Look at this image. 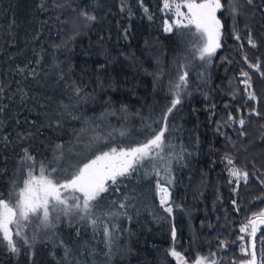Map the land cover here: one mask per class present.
<instances>
[{"label":"trees","instance_id":"1","mask_svg":"<svg viewBox=\"0 0 264 264\" xmlns=\"http://www.w3.org/2000/svg\"><path fill=\"white\" fill-rule=\"evenodd\" d=\"M221 2L222 42L211 62L197 57L191 28L165 31L171 16L163 0H0V198L14 204L16 183L23 186L29 170L38 176L43 166L61 180L101 152L135 147L161 128L172 149L162 159L153 150L109 182L91 218L60 219L21 264H176L171 249L189 262L247 258L240 229L264 210V0ZM249 29L256 48L247 43ZM257 62L259 71L249 67ZM241 71L256 100L248 99ZM184 72L187 84L169 113ZM87 134L94 150H78L66 163L63 147ZM226 155L248 172L247 182L229 176ZM158 183L172 190L171 213L157 198ZM255 243L258 259L264 225ZM0 264H20L6 243Z\"/></svg>","mask_w":264,"mask_h":264},{"label":"snow or ice","instance_id":"2","mask_svg":"<svg viewBox=\"0 0 264 264\" xmlns=\"http://www.w3.org/2000/svg\"><path fill=\"white\" fill-rule=\"evenodd\" d=\"M247 3L251 4L252 0H247ZM172 7L175 8V15L177 16L175 24L178 28L194 26L200 34L202 46L198 49L199 58L201 60L210 58L221 47L220 41L223 25L217 16V12L223 9L225 5L221 0H199V2L197 0H186L183 4L175 3L174 5L169 3V0H165L164 8L169 9ZM181 8H186L187 12H182ZM230 10L233 19H235V16L239 12V8L235 2L231 3ZM84 15L87 20L95 19L94 16ZM185 19L187 20V24L184 23ZM172 29L173 25L166 21L165 31H172ZM235 38L237 40L240 39L238 33ZM247 43L253 48L257 47L250 29ZM244 59L247 61V56ZM249 67L259 71L260 63H249ZM260 75L264 77V72H261ZM241 76L243 79L240 83L243 84L248 99L256 100V93L252 90L249 73L241 71ZM186 84L187 72H184L179 76L178 83L175 84L177 94L176 98L172 101L171 107L167 109L169 113L180 103L179 90ZM251 113L256 116L261 115L255 108L251 110ZM166 118L165 116L164 119L166 120ZM229 120L232 121L235 118L229 115ZM237 122L241 126L240 134L245 135L246 133L242 130L246 123L245 119L241 117ZM165 131L166 127L161 128L158 133L153 134L151 139L135 147L126 149L111 148L109 151L101 152L94 159L77 168L76 171L67 173L62 182L59 179L53 178L51 174H46L43 166H41L38 176L33 175L32 171L29 170L27 178L23 181V187L16 193L17 199L14 206L0 198V243H6L8 250L15 254H18L20 249L17 247L14 237H20L25 245L31 247L24 229L27 228L28 222L32 217H36L45 227L53 226L50 215L52 212L57 214L55 216L56 220H59L61 215L67 217L74 214H81V219L90 218L94 204L98 203L103 193L108 192L109 182L112 185L117 184L118 177L129 175L134 170L135 165L149 157L153 150L158 151L162 149ZM56 147L61 148L62 146L57 145ZM23 151L28 160L34 159L27 149ZM225 160L230 166L228 168L229 176L235 178L237 184L241 180L248 181L249 174L247 171L235 167L232 158L227 155L225 156ZM57 171L55 168L52 169L53 173ZM261 183H264V181H261ZM157 189L160 194L161 206L164 207L166 212L171 213L172 207L168 204V189L159 183L157 184ZM69 200L72 201L71 204ZM232 203L235 205L236 201L234 200ZM120 207L123 208L124 205L121 204ZM95 222V220L92 221V223ZM258 225H264V210L258 214L254 213L253 218L240 229L242 233L248 232L249 228L251 229L249 233L251 238L250 246L241 248V252L247 257V259L241 261V264H264V251L261 253L259 262L256 256L255 236ZM104 234L105 236L110 235L107 228H105ZM174 236L175 231L173 230ZM239 239L243 241L245 237L242 235ZM171 255L176 257L180 264H187V261L175 249L171 250ZM195 264H216V261H209L207 257H199L195 261Z\"/></svg>","mask_w":264,"mask_h":264},{"label":"rangeland","instance_id":"3","mask_svg":"<svg viewBox=\"0 0 264 264\" xmlns=\"http://www.w3.org/2000/svg\"><path fill=\"white\" fill-rule=\"evenodd\" d=\"M164 2H165V0H163V6H164ZM186 2V0H169V3H171V4H175V3H181V4H183V3H185ZM197 2H199V0H197ZM41 4V3H40ZM166 11H167V13H170V20H167L166 19V21L168 22V23H171L172 25H173V27H177L176 26V24H175V21H176V19H177V16L175 15V8L174 7H172V8H169V9H166ZM181 11L182 12H187V9L186 8H181ZM218 13V12H217ZM217 16H218V14H217ZM219 18V17H218ZM220 19V18H219ZM184 23L185 24H187V20L185 19L184 20ZM30 25V24H29ZM178 28V27H177ZM189 28H191L193 31H195L196 32V35L198 36V38H199V43H198V45H197V57L199 58V51H198V49L202 46V39H201V36H200V34L196 31V29H195V27L194 26H190ZM190 29V30H191ZM223 33V32H222ZM183 35H184V33H182ZM222 42V35H221V41H220V43ZM221 48V47H220ZM220 48H218L217 50H216V52L210 57V58H206V59H204V60H206V61H211L212 62V60L214 59V57H215V55H216V53L219 51V49ZM200 59V58H199ZM205 61V62H206ZM58 85V84H57ZM67 88V87H66ZM56 97V96H55ZM51 112H57V109H56V105H53L52 106V108H51V110H50ZM1 121V120H0ZM91 125V124H90ZM1 123H0V132H1ZM88 129H89V127H88ZM0 135H1V133H0ZM79 138L81 139V140H79ZM77 137L75 140H73V145L72 144H69V145H67V146H64L63 147V151H61V155L64 157V161H66V163H71L70 161L73 159L74 160V158H75V156H77V154H76V152L78 151V150H80L81 152L79 153V154H81V156H85V154L86 153H91L93 150H94V143H93V138H92V136L91 135H89V134H87V136H84V137ZM89 143V146L87 147V144ZM95 144H97V140L95 141ZM168 144H166V143H164L163 144V146H162V149L161 150H156L155 151V154H156V156H157V158L158 159H162V157L164 156V155H166L168 152H170V151H172V149H171V147H170V145L168 146ZM65 148H67L66 150H65ZM83 149V150H82ZM109 151V150H108ZM105 152V151H104ZM60 157V156H59ZM157 158H155L157 161H158V159ZM94 159V158H93ZM72 160V161H73ZM75 161H73V163H74ZM88 162V161H87ZM86 162V163H87ZM166 165V164H165ZM171 165V164H170ZM83 166V164L80 166V167H82ZM61 182L63 181V179H61L60 180ZM17 185H16V187H17V193L19 192V190H20V188H22L23 186H21V187H18L19 185H18V182L16 183ZM161 186L162 185H165V186H167L168 188H169V186L167 185V184H165V183H159ZM14 186V185H13ZM15 187V186H14ZM156 189H157V186H156ZM157 198H158V200H159V202H160V194H159V192L157 191ZM16 199H17V196H16ZM16 199H15V202H16ZM104 199H106V198H100L99 199V202H100V204L101 203H103V200ZM172 190L169 188V200H168V204L172 207ZM8 202H9V200H8ZM15 202H14V204H11V205H15ZM69 203L71 204L72 203V201L71 200H69ZM95 206H96V204H95ZM94 208V207H93ZM93 211V210H92ZM95 213H96V211H94ZM94 212H92L91 213V215L92 214H94ZM188 214V213H187ZM190 214V213H189ZM51 222H52V225L54 226V224H56L57 222H59V220L60 219H63V220H66V221H68V220H79V219H81V214H74V215H70V216H67V217H65V216H63V215H61V217H60V219L59 220H56L55 219V216L57 215L55 212H52L51 214ZM105 217V216H104ZM91 218V217H90ZM102 218H103V215H102ZM53 226L52 227H45L43 224H41L40 223V221L36 218V217H32L31 219H30V221L28 222V226H27V228H25L24 229V233L28 236V238H29V242H30V245L31 246H34V247H36V245L38 246L39 244L41 245V243L45 240V239H47L48 238V236H49V234L52 232V230H53ZM250 229L248 230V232H245V233H242L241 232V234L239 235V237L240 236H244L245 237V239L243 240V241H241L240 240V248H239V252H241V248L242 247H249V244H250V235H249V233H250ZM14 239L16 240V242H17V247L20 249V251H19V253L18 254H15L14 253V255L16 256V258H17V260H18V262L21 264V262H20V260L22 259V257H28L29 256V254H30V247L29 246H27V245H25L24 243H23V241L21 240V238L20 237H14ZM7 250H8V248H7ZM172 250V249H171ZM171 250L168 252L169 253V255H170V257L176 262V264H180V262L177 260V258L176 257H173L172 255H171ZM260 250H261V252H260V256H259V258L257 259V261L259 262L260 261V259H261V253H262V251H264V248L262 247V248H260ZM9 251V250H8ZM177 251V250H176ZM10 252V251H9ZM177 252H179L180 254H181V256L183 257V259L185 260V261H187L186 260V257L184 256V254L182 253V252H180V251H177ZM242 253V252H241ZM199 257H201V256H199ZM198 257V258H199ZM31 258V257H30ZM198 258H196V260L198 259ZM219 257L217 256H214V257H212V258H210L209 259V261H211V260H215L216 261V263L219 261ZM247 259V258H246ZM196 260H194L193 262H189V261H187V264H195V261Z\"/></svg>","mask_w":264,"mask_h":264},{"label":"water","instance_id":"4","mask_svg":"<svg viewBox=\"0 0 264 264\" xmlns=\"http://www.w3.org/2000/svg\"><path fill=\"white\" fill-rule=\"evenodd\" d=\"M163 187H166L167 189H168V192H169V188L167 187V186H165V185H162ZM169 200V199H168Z\"/></svg>","mask_w":264,"mask_h":264}]
</instances>
